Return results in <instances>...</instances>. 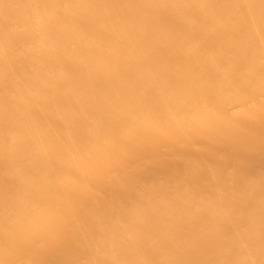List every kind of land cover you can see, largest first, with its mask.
<instances>
[{
  "label": "bare ground",
  "instance_id": "1",
  "mask_svg": "<svg viewBox=\"0 0 264 264\" xmlns=\"http://www.w3.org/2000/svg\"><path fill=\"white\" fill-rule=\"evenodd\" d=\"M0 264H264V0H0Z\"/></svg>",
  "mask_w": 264,
  "mask_h": 264
}]
</instances>
